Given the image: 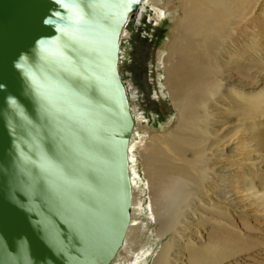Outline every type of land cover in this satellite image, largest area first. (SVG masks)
Returning <instances> with one entry per match:
<instances>
[{
  "label": "water",
  "instance_id": "1",
  "mask_svg": "<svg viewBox=\"0 0 264 264\" xmlns=\"http://www.w3.org/2000/svg\"><path fill=\"white\" fill-rule=\"evenodd\" d=\"M144 0H0V264H111L131 222L122 35Z\"/></svg>",
  "mask_w": 264,
  "mask_h": 264
},
{
  "label": "bare ground",
  "instance_id": "2",
  "mask_svg": "<svg viewBox=\"0 0 264 264\" xmlns=\"http://www.w3.org/2000/svg\"><path fill=\"white\" fill-rule=\"evenodd\" d=\"M147 3L158 23L177 12L164 59L165 93L176 115L169 127L145 125L125 83L135 117L133 190L148 191L143 209L156 223L155 239L164 240L152 264L264 259V0H144L140 15ZM136 204L134 198L111 264H147L138 246L150 241L131 240ZM243 219L259 231H247Z\"/></svg>",
  "mask_w": 264,
  "mask_h": 264
},
{
  "label": "rangeland",
  "instance_id": "3",
  "mask_svg": "<svg viewBox=\"0 0 264 264\" xmlns=\"http://www.w3.org/2000/svg\"><path fill=\"white\" fill-rule=\"evenodd\" d=\"M163 2L164 0H159L160 4H163ZM142 12V15H140L139 10L138 18L136 15L125 29L127 32L122 37L120 70L123 80L127 83L129 91L133 95L134 102H132V106L136 107L137 112L144 116L142 118L143 123L156 131H162L169 127L175 118L172 121L170 119L173 116L176 117V115H173V106L169 101V96L165 93L164 59L168 53L165 50V45L170 32L169 28L174 21L172 15H177V12L173 13L171 11L166 18H163V22L159 23L156 21L155 8L151 3H147L146 8ZM141 161L142 156L139 153L137 162L143 174ZM146 191L143 186L136 187L133 190V201L135 198L137 204L135 206V230L132 233L133 235H131V240H143L144 243L145 241H150L142 249L141 245L138 247L142 251L140 261L145 259L147 264H152L153 258L161 248L164 240L155 239L156 223L148 216L149 213H146L143 209H147L146 205L149 203ZM144 205L145 207H143ZM241 225L249 228L247 231H251L253 234L259 231L256 226L248 225L244 219L241 221ZM142 231H145V233ZM136 235L139 236L137 237ZM121 257L125 259L124 256ZM131 257L130 255L127 256L128 259ZM250 263L264 264V259L253 257Z\"/></svg>",
  "mask_w": 264,
  "mask_h": 264
},
{
  "label": "flooded vegetation",
  "instance_id": "4",
  "mask_svg": "<svg viewBox=\"0 0 264 264\" xmlns=\"http://www.w3.org/2000/svg\"><path fill=\"white\" fill-rule=\"evenodd\" d=\"M138 11H139V10H138ZM137 14H138V12H137ZM137 14H136V15H137ZM138 15H139V14H138ZM138 15H137V18H138ZM133 20H134V19H133Z\"/></svg>",
  "mask_w": 264,
  "mask_h": 264
}]
</instances>
